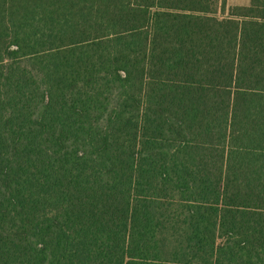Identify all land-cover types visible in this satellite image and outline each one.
<instances>
[{"label":"trees","instance_id":"trees-1","mask_svg":"<svg viewBox=\"0 0 264 264\" xmlns=\"http://www.w3.org/2000/svg\"><path fill=\"white\" fill-rule=\"evenodd\" d=\"M0 264H264V0H0Z\"/></svg>","mask_w":264,"mask_h":264},{"label":"rangeland","instance_id":"rangeland-1","mask_svg":"<svg viewBox=\"0 0 264 264\" xmlns=\"http://www.w3.org/2000/svg\"><path fill=\"white\" fill-rule=\"evenodd\" d=\"M228 2L233 4H245L248 2V0H228Z\"/></svg>","mask_w":264,"mask_h":264}]
</instances>
